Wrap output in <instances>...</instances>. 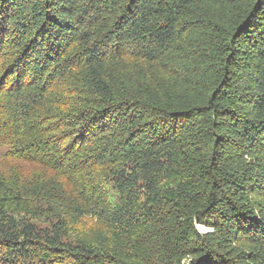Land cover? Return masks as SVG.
Returning <instances> with one entry per match:
<instances>
[{"label": "trees", "instance_id": "trees-1", "mask_svg": "<svg viewBox=\"0 0 264 264\" xmlns=\"http://www.w3.org/2000/svg\"><path fill=\"white\" fill-rule=\"evenodd\" d=\"M0 264H264V0H0Z\"/></svg>", "mask_w": 264, "mask_h": 264}, {"label": "rangeland", "instance_id": "rangeland-1", "mask_svg": "<svg viewBox=\"0 0 264 264\" xmlns=\"http://www.w3.org/2000/svg\"><path fill=\"white\" fill-rule=\"evenodd\" d=\"M196 229H197V232L202 234V235H206V234L211 233L213 231V228L205 226L203 224H197Z\"/></svg>", "mask_w": 264, "mask_h": 264}]
</instances>
